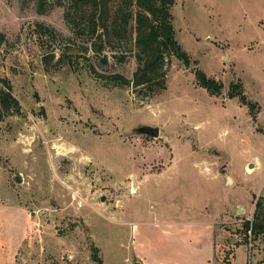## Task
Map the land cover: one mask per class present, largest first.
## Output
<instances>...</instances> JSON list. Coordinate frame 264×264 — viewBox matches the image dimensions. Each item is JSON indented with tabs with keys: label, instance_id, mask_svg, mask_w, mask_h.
<instances>
[{
	"label": "rangeland",
	"instance_id": "374dc122",
	"mask_svg": "<svg viewBox=\"0 0 264 264\" xmlns=\"http://www.w3.org/2000/svg\"><path fill=\"white\" fill-rule=\"evenodd\" d=\"M119 2L0 0V89L7 80L20 104H0V264H133L137 242L178 214L221 212L218 264H259L264 235L250 245L245 223L264 197V0H174L190 65L167 54L156 91L133 82L135 2L99 41ZM141 124L159 137L134 133Z\"/></svg>",
	"mask_w": 264,
	"mask_h": 264
},
{
	"label": "trees",
	"instance_id": "16d2710c",
	"mask_svg": "<svg viewBox=\"0 0 264 264\" xmlns=\"http://www.w3.org/2000/svg\"><path fill=\"white\" fill-rule=\"evenodd\" d=\"M134 2L139 10L138 12V33L137 45L139 47L138 70L135 73L133 82L136 85H145L152 91L164 89L166 87V58L167 54H174L182 59L186 65H190L188 54L181 47L175 36L174 26L172 24V14L170 12L174 0H121L120 5L115 9L116 12L113 20L109 25H104L106 36L100 32L98 35L101 44L105 40H109L110 32L118 34L117 18L123 12L124 6L127 4L133 5ZM106 4H92L94 8H98L104 13L106 12ZM96 5V6H95ZM106 10V11H105ZM112 11V9H111ZM92 31H96V24H94ZM3 35H0V44L2 43ZM99 47L98 49L102 48ZM120 81L121 84H130L129 80L122 79L120 76L114 77ZM196 78L200 86L209 91L212 95H220L223 90V83L219 80L209 77L201 70L196 71ZM3 80V79H2ZM4 87L0 89V104L3 109L11 110L15 107L17 112H20V104L18 100L12 95L10 83L3 80ZM229 95L231 97L240 95L244 103H248L241 85L232 84L230 87ZM250 110L254 112L256 104L249 103ZM251 112V113H252ZM247 230H252L256 236L264 235V197H260L256 203V210L254 219L245 223ZM98 264H103L102 260L98 257ZM133 264H142L136 261Z\"/></svg>",
	"mask_w": 264,
	"mask_h": 264
},
{
	"label": "crops",
	"instance_id": "0c3cea01",
	"mask_svg": "<svg viewBox=\"0 0 264 264\" xmlns=\"http://www.w3.org/2000/svg\"><path fill=\"white\" fill-rule=\"evenodd\" d=\"M221 213L210 218L189 215L184 218L178 214L177 222L168 220L161 231L148 235L147 242L145 238V242H137L134 250L137 261L142 264H218L216 224L225 212Z\"/></svg>",
	"mask_w": 264,
	"mask_h": 264
},
{
	"label": "water",
	"instance_id": "95a60500",
	"mask_svg": "<svg viewBox=\"0 0 264 264\" xmlns=\"http://www.w3.org/2000/svg\"><path fill=\"white\" fill-rule=\"evenodd\" d=\"M134 133L138 135H148L157 138L160 135V128L158 126H153L149 124H141L134 128ZM250 167H253V165L251 164ZM17 180L19 181V177H17ZM228 180L231 182L232 178L228 177ZM104 199L105 198L103 197L102 200Z\"/></svg>",
	"mask_w": 264,
	"mask_h": 264
},
{
	"label": "built area",
	"instance_id": "2783aa9c",
	"mask_svg": "<svg viewBox=\"0 0 264 264\" xmlns=\"http://www.w3.org/2000/svg\"><path fill=\"white\" fill-rule=\"evenodd\" d=\"M248 233H249V235H250V245H251V241H252V237H251L252 230H249ZM247 264H252V262H251V261H248ZM259 264H264V261L262 260Z\"/></svg>",
	"mask_w": 264,
	"mask_h": 264
},
{
	"label": "bare ground",
	"instance_id": "6f19581e",
	"mask_svg": "<svg viewBox=\"0 0 264 264\" xmlns=\"http://www.w3.org/2000/svg\"><path fill=\"white\" fill-rule=\"evenodd\" d=\"M133 191H135V189H133Z\"/></svg>",
	"mask_w": 264,
	"mask_h": 264
}]
</instances>
